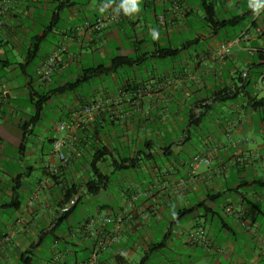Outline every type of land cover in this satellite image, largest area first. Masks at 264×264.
Returning <instances> with one entry per match:
<instances>
[{"label": "crops", "instance_id": "0c3cea01", "mask_svg": "<svg viewBox=\"0 0 264 264\" xmlns=\"http://www.w3.org/2000/svg\"><path fill=\"white\" fill-rule=\"evenodd\" d=\"M252 1L214 0L233 13H242ZM4 5L9 10L0 27V264H88L95 241L83 227L100 214L121 222L102 227L105 237L117 241L100 253L97 264H198L199 259L264 264V108L252 112L237 89L208 139L185 142L178 128L190 100L234 89L232 77L238 71L258 75L252 97L264 99V56L261 66L255 60L257 51L264 52V4L228 39H221L223 31L211 35L202 27L189 38L194 18L202 16L197 0H0ZM56 11L61 22L42 41L41 57L21 69L26 49ZM114 14L118 20L100 32L85 31L87 23ZM243 32L247 38L234 43L228 57L216 60L215 50ZM195 38L199 41L190 44ZM168 43L181 50L176 59L154 55ZM199 44L204 48L197 50ZM57 48L65 51L46 81L40 70ZM127 51L147 55L132 75L124 76L121 69L94 78L80 92L55 96L49 105L55 118L51 135L38 131L39 122L23 140L21 125L39 94L74 81L84 69L128 56L123 55ZM95 101H104V109L87 130L110 147L111 155L98 165L110 182L90 198L83 185L92 175L88 153L76 151L69 169L61 170L51 147L54 139L72 133L82 107ZM57 110H63L58 120ZM62 121L68 124L66 131L58 128ZM167 146V153L160 149ZM115 176L122 182L113 196ZM17 177L22 181L14 191ZM69 181L81 184V202L86 197L92 203L83 214L78 204L70 223L76 229L62 236L69 242L64 246L57 241L61 236L49 232L57 222L61 188ZM211 194L220 196L210 199ZM201 203L208 212L201 209L175 222L179 211ZM162 241L164 247L155 250Z\"/></svg>", "mask_w": 264, "mask_h": 264}, {"label": "trees", "instance_id": "16d2710c", "mask_svg": "<svg viewBox=\"0 0 264 264\" xmlns=\"http://www.w3.org/2000/svg\"><path fill=\"white\" fill-rule=\"evenodd\" d=\"M197 1L198 10L202 12V16L200 18L202 27L207 29L211 35H219L220 32L223 31V37H225V39H228V35L231 33H235L237 30H240L243 26L247 25L250 19H252V17L264 4V0H253L251 3L247 4L246 9L242 13H233L227 12L226 8H224L222 4H217L214 2V0ZM60 22V13H57L56 11L52 15L50 23L47 25L43 34L41 36H36L34 38L36 40H33L30 47L26 49V64H24L21 69H27L30 64H33L37 58L41 57L43 48L42 41L45 40L49 33L53 30L54 24H58ZM254 24L255 23L253 22V25ZM230 37L232 38L233 36L231 35ZM198 41L199 39L195 38L194 40L190 41V44H194ZM180 51L181 50L177 49L176 46L168 43L167 46L163 48H156L154 55H157L158 58L162 59H176ZM146 56V54L141 56H115L107 66L99 65L97 67L84 69L74 81L65 82L63 84L57 85V88L49 89L48 91L39 94L38 98L32 102L33 112L30 115V118L26 124L21 125V129L24 131L23 140L26 138L28 129L30 127L36 126L41 121L46 107L50 105L51 100H53L55 96L58 97L69 93L80 92L96 77L113 74L127 67L133 69L136 66L141 65L142 57L145 59ZM263 56L264 52H256L255 60L259 62L258 66L262 65L261 61ZM253 65L256 66V64ZM256 78H258V75H255L254 73L252 74V72H247L244 75V72L238 71L235 73V76L233 75L232 77L235 87L234 89L225 87L215 90L213 93H209L201 98L196 97L190 100L186 110L187 116L183 118L182 124L178 125L181 138H184L185 142H197L201 138H204L205 132H210L213 122L223 116L221 109L226 107L228 103L233 100L231 95L234 94L235 90L237 89L244 92V97L247 98L248 101L247 107L252 112H257L258 110L264 108V99L257 98L255 96L252 97L253 85L255 84ZM234 97H238V94ZM213 99L214 101L211 103ZM100 114H102V111L97 114L91 122L87 124H81L71 133V135H74L77 139L72 149L73 157L76 154V151H79L80 149L87 152L89 156L87 164L92 172V175L83 185L87 189V193L91 196H97L104 184L110 182V177L103 174V172L98 167L102 161L111 155L110 147L107 144H104L100 139L88 135L89 131L87 130L88 125L91 123L94 124ZM228 120L229 118H227L226 121ZM225 124L226 123L223 122L222 127H224ZM191 147L195 150L197 149L194 143H191ZM160 149L162 151H166V153L170 151L169 146ZM73 157L71 163L73 161ZM69 166L62 167L61 170H67L69 169ZM127 167H129V165ZM21 181V177L14 179V191L20 188ZM80 187L81 184L71 183L70 181L69 183H66L62 186L60 199L57 203V222L49 232L50 234L55 235L56 233L57 236H61V238L57 237V241H62L64 246L68 245L69 242H67L64 237L62 238V236H64L67 232L76 229L74 226H71L70 223L73 221L72 215L76 214V208L78 204H80L81 198L84 196L83 192L80 194ZM219 196L220 194H211L209 198L215 199L219 198ZM76 197L77 199L75 200ZM73 201L74 203L71 204ZM201 209H203L204 212L209 211L205 206V203H201L189 209L179 211L176 214L175 222L188 215H194ZM94 245L95 242L91 247H94ZM162 247H164V241L156 245L155 250H158ZM23 263L30 264V260H24Z\"/></svg>", "mask_w": 264, "mask_h": 264}, {"label": "built area", "instance_id": "2783aa9c", "mask_svg": "<svg viewBox=\"0 0 264 264\" xmlns=\"http://www.w3.org/2000/svg\"><path fill=\"white\" fill-rule=\"evenodd\" d=\"M9 10L8 5H4L0 7V27L5 24L6 11ZM119 15L114 14L107 18L97 19L93 23H87L84 27L86 32L94 33L100 32L103 30L109 22H113L118 20ZM161 20H164V16H161ZM247 38V34L245 32L241 33L235 42H225L222 43L214 52V57L216 60L220 61L224 58L228 57L232 53V46L234 43H239L242 40ZM65 51V48H57L52 53H50L44 61V64L40 70V74L46 81H50L52 74L55 71V68L59 62V57L62 52ZM4 96L3 90L0 87V102L2 101ZM104 101H95L84 105L78 114V118L76 124L72 125V128L75 129L79 127L81 124H87L91 122L97 114H99L104 109ZM1 107V103H0ZM60 131H66L68 129V124L64 121L59 123L58 126ZM76 137L68 135L67 138H57L53 141L51 147V154L54 158H56L62 167H67L70 165L72 160V149L76 141ZM201 161L207 162L208 160L205 158H201ZM34 200L30 201V204L33 205ZM74 201L71 203L73 204ZM65 211V210H63ZM114 221L121 222V218L113 219L111 216L107 215H96L89 218L86 224L83 227V233L85 236L89 238H93L95 241L94 247L91 248V254L88 260V264H97L98 257L100 253L106 250L108 247L112 246L116 241V236L105 237L102 233V227L106 224L112 223Z\"/></svg>", "mask_w": 264, "mask_h": 264}, {"label": "rangeland", "instance_id": "374dc122", "mask_svg": "<svg viewBox=\"0 0 264 264\" xmlns=\"http://www.w3.org/2000/svg\"><path fill=\"white\" fill-rule=\"evenodd\" d=\"M197 14H201V11H197ZM195 19V21H194V23H193V25H192V29H193V33L192 34H190L189 35V38L191 37V38H194V36H195V33L197 32V31H199V30H202L201 29V27H202V23H201V21L199 20V18H194ZM203 28V27H202ZM221 37V39H223V35H221L220 36ZM175 40H176V38H175ZM174 40V41H175ZM204 46L205 45H203V44H199V45H195L194 47H196V49L197 50H200V49H202V48H204ZM193 52V51H192ZM128 51L127 52H125L123 55H128ZM128 56H130V55H128ZM153 64H148V67L149 68H151V66H152ZM122 74L125 76L126 74H128V75H132V69L131 68H124V69H122ZM87 88V86H85V89ZM186 110H187V108H186ZM218 110H220V109H218ZM61 111H63V110H57V120L59 119V114L58 113H60ZM53 114H54V110H51L50 109V107L48 106L46 109H45V111H44V114H43V117H42V120L40 121V124H41V126L42 127H40V130H38L39 132H43L44 134H45V136L46 137H48V136H50L51 135V124H52V122L54 121L53 119H55L54 117H53ZM65 119H66V117H65ZM53 120V121H52ZM48 129V130H47ZM208 132L206 133L205 132V134H204V138H201L200 140H199V142L200 141H203V140H205L206 138L208 139L209 138V136H208ZM198 142V141H197ZM198 142V143H199ZM197 147V146H196ZM116 177V180H114V182L116 183V186H115V188H114V190H113V192L115 193L113 196H116L117 194H118V192H119V190H118V188H119V183H121L122 182V180H120L119 178H118V176H115ZM115 177H114V179H115ZM119 177H120V175H119ZM91 196V195H90ZM103 195H101V197H102ZM89 197V196H88ZM90 198H93V196L92 197H90ZM90 203H92V201H91V199H89V198H83L82 199V202L80 203V205L78 206V209H77V211L80 213V214H83V213H85V210L86 211H90ZM47 245H50V243L48 242L47 243ZM44 249H46V248H44ZM43 256H44V258L46 259V258H48V255H47V250L45 251L44 250V253H43ZM199 263L198 264H213L212 262H213V260L210 262V260L209 261H203L202 259H199Z\"/></svg>", "mask_w": 264, "mask_h": 264}]
</instances>
